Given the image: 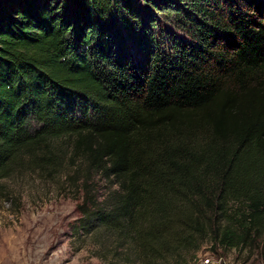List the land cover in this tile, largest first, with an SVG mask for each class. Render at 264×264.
<instances>
[{
	"label": "trees",
	"instance_id": "1",
	"mask_svg": "<svg viewBox=\"0 0 264 264\" xmlns=\"http://www.w3.org/2000/svg\"><path fill=\"white\" fill-rule=\"evenodd\" d=\"M68 154L117 184L75 232L129 263L264 230V0H0V176Z\"/></svg>",
	"mask_w": 264,
	"mask_h": 264
},
{
	"label": "rangeland",
	"instance_id": "2",
	"mask_svg": "<svg viewBox=\"0 0 264 264\" xmlns=\"http://www.w3.org/2000/svg\"><path fill=\"white\" fill-rule=\"evenodd\" d=\"M64 141L58 144L66 148ZM80 164L68 154L57 169H40L23 155L7 166L0 176V264H143L117 257L107 235L97 240L75 232L84 180L101 199L117 187L113 179L78 172ZM229 210L231 227L239 233L246 225V204L232 201ZM250 233L244 245L233 247L216 245L210 234L195 253L185 251L178 260L160 264H202L205 258L209 264H264V230ZM107 249L106 259L101 258Z\"/></svg>",
	"mask_w": 264,
	"mask_h": 264
},
{
	"label": "built area",
	"instance_id": "3",
	"mask_svg": "<svg viewBox=\"0 0 264 264\" xmlns=\"http://www.w3.org/2000/svg\"><path fill=\"white\" fill-rule=\"evenodd\" d=\"M210 263V259L209 258H205L202 261V264H209Z\"/></svg>",
	"mask_w": 264,
	"mask_h": 264
}]
</instances>
